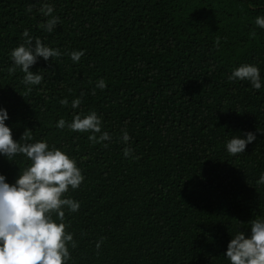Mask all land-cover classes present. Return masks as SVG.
<instances>
[{"label":"trees","instance_id":"16d2710c","mask_svg":"<svg viewBox=\"0 0 264 264\" xmlns=\"http://www.w3.org/2000/svg\"><path fill=\"white\" fill-rule=\"evenodd\" d=\"M44 3L59 17L51 33L40 27L49 19L39 11ZM258 16L264 0H0L5 123L16 142L31 130L28 143L64 151L84 176L65 194L80 203L75 213L63 209L77 243L69 244L67 264H230V241L238 232L250 238V222L264 218V184L257 183L264 174ZM25 30L62 53L37 58L30 71L43 70L39 85L22 83L19 68L7 71ZM72 51L85 52L79 63ZM244 64L259 68L260 90L229 80ZM100 79L103 90L96 87ZM76 98L82 103L73 109ZM92 111L111 140L94 145L92 132L56 127ZM247 132L256 139L231 155L227 142ZM125 148L132 150L127 158ZM29 164L23 154L11 161L0 155V175L15 184Z\"/></svg>","mask_w":264,"mask_h":264},{"label":"clouds","instance_id":"9594fccd","mask_svg":"<svg viewBox=\"0 0 264 264\" xmlns=\"http://www.w3.org/2000/svg\"><path fill=\"white\" fill-rule=\"evenodd\" d=\"M28 12L32 11L29 6ZM39 11L49 17L46 23L40 27L51 33L59 23V17L54 16V7L44 3ZM255 24L264 29V16H258ZM255 31L250 33L254 38ZM25 40L11 53L14 67L7 69L9 74L19 68L25 75L22 83L25 85H39L43 76L33 73L30 68L37 63V58L42 57L45 61L61 57L60 49H52L45 46L40 38H33L27 30L24 31ZM219 37L216 45L219 46ZM73 62L79 63L84 51H72L69 53ZM230 81L247 80L254 89L260 90L261 75L258 67L244 64L234 69L229 76ZM91 83V81H90ZM96 87L103 90L107 87L106 82L100 79ZM32 91L27 89L25 95ZM71 91V90H69ZM95 95V90L92 92ZM85 93H81L83 97ZM62 106H67L69 101L65 98L59 101ZM81 98L72 101V108H79ZM9 119L5 109L0 108V155L10 161L18 154H23L30 161L29 166L20 171L15 184L6 183V177L0 175V264H67L71 259L69 244L73 249L77 247L74 234L67 231L68 225L65 220V211L77 212L80 203L71 198H65L69 189H78L84 181V176L74 159L64 151L53 146L51 149L46 142L32 140V131L26 130L22 135V142L14 140L12 130L6 125ZM68 127L73 132H92L89 141L101 144L111 140L108 132H102V121L97 113L92 111L88 114L74 115L71 123L66 125L64 119H60L56 125L59 129ZM96 134H99L97 136ZM246 139L238 136L230 139L226 148L235 156L244 153L248 144L252 143L256 136L252 132L244 134ZM123 141L130 139L126 131L123 132ZM107 147V145H104ZM132 155L130 148L124 149V156ZM258 184H264V174ZM58 217L57 222L53 216ZM251 236L246 238L242 232H238L228 244L226 257L230 264H264V218H256L250 222ZM103 239L97 242V255Z\"/></svg>","mask_w":264,"mask_h":264}]
</instances>
